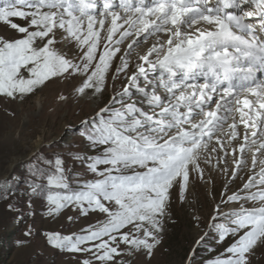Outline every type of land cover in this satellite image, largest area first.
<instances>
[{
	"label": "snow or ice",
	"instance_id": "snow-or-ice-1",
	"mask_svg": "<svg viewBox=\"0 0 264 264\" xmlns=\"http://www.w3.org/2000/svg\"><path fill=\"white\" fill-rule=\"evenodd\" d=\"M0 25L16 34L0 35V95L22 98L54 78L80 77L81 96L114 89L81 121L85 148L33 154L27 164L31 193L46 199L48 214L73 206L105 216L81 234L46 233L50 245L90 254L81 264H124L116 258L140 251L151 258L171 219L172 190L184 200L193 174L211 179L204 165L230 181L247 168L241 188L221 201L239 207L215 205L186 264L210 239L230 242L204 264H250L264 246V0H0Z\"/></svg>",
	"mask_w": 264,
	"mask_h": 264
},
{
	"label": "rangeland",
	"instance_id": "rangeland-1",
	"mask_svg": "<svg viewBox=\"0 0 264 264\" xmlns=\"http://www.w3.org/2000/svg\"><path fill=\"white\" fill-rule=\"evenodd\" d=\"M0 35L12 37L16 34L0 25ZM151 38L153 37L135 49L133 62L136 60V53L142 55L154 42ZM57 47L61 51H69L62 44ZM134 70V66L130 67L129 74ZM24 75L27 76V73ZM155 75L157 74H151L150 78L155 79ZM79 82L80 77L54 78L22 98L19 95L16 98L0 95V183H4L5 178L10 181L0 186V194L7 197L0 199V264H81L83 259L91 258L88 253H73L53 247L47 242L46 233L81 234L82 229L88 225H96L105 216L99 212H89L85 216L73 206L62 209L59 213L48 214L46 199L31 193L30 175L27 172V164L33 154L43 153L48 156L58 151L67 153L69 150L80 151L86 147L80 136L81 121L93 116L99 107L106 104L114 89L110 86L103 95L87 92L81 96L74 91ZM126 82L123 76L117 79L114 82L115 89L118 90ZM158 91L164 93V89ZM61 95L65 99H59ZM240 131L243 132L242 126ZM230 157L226 164L229 170L233 167ZM65 159L68 164L74 165L83 178H92L81 165L74 164L67 156ZM248 160L250 162V154ZM204 167L211 179L206 176V182L193 174L184 200L180 199L178 188L172 190L171 219L166 220L161 243L152 257L148 258L144 251H140L133 255L123 254L117 260H122L124 264H186L194 241L206 230L215 205L221 204L227 195L240 189L247 179V168L239 179L230 182L228 176L218 169L211 165ZM9 204L14 207L10 209ZM245 206H252L251 202ZM237 207V202L221 204V211L229 212ZM70 216L73 217L72 220L68 219ZM29 226L32 235L25 236ZM18 241L25 243H17ZM228 242L216 244L210 239L208 245L198 246L196 264H204L223 252ZM120 247L123 249L125 245L121 244ZM209 248L214 251H209ZM93 264L99 262L93 261ZM250 264H264V246L254 250Z\"/></svg>",
	"mask_w": 264,
	"mask_h": 264
},
{
	"label": "bare ground",
	"instance_id": "bare-ground-1",
	"mask_svg": "<svg viewBox=\"0 0 264 264\" xmlns=\"http://www.w3.org/2000/svg\"><path fill=\"white\" fill-rule=\"evenodd\" d=\"M151 40H155V37H153V38H151ZM231 158V157H230ZM213 159L215 160L216 159V157L215 156H213ZM247 171V170H246ZM245 173V171H242V172H240V174H244ZM242 176V175H241ZM217 182V181H216ZM231 182V181H230ZM231 184V183H230ZM199 190V189H198Z\"/></svg>",
	"mask_w": 264,
	"mask_h": 264
},
{
	"label": "trees",
	"instance_id": "trees-1",
	"mask_svg": "<svg viewBox=\"0 0 264 264\" xmlns=\"http://www.w3.org/2000/svg\"><path fill=\"white\" fill-rule=\"evenodd\" d=\"M3 184H4V183H2V184L0 183V186L3 185Z\"/></svg>",
	"mask_w": 264,
	"mask_h": 264
}]
</instances>
